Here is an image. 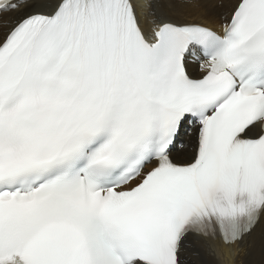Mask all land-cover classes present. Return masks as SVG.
<instances>
[{"label":"snow or ice","instance_id":"1","mask_svg":"<svg viewBox=\"0 0 264 264\" xmlns=\"http://www.w3.org/2000/svg\"><path fill=\"white\" fill-rule=\"evenodd\" d=\"M257 229L264 0H0V264H207Z\"/></svg>","mask_w":264,"mask_h":264},{"label":"bare ground","instance_id":"2","mask_svg":"<svg viewBox=\"0 0 264 264\" xmlns=\"http://www.w3.org/2000/svg\"><path fill=\"white\" fill-rule=\"evenodd\" d=\"M203 259L207 264H264V229H257L256 233L239 248L234 259H216L206 253Z\"/></svg>","mask_w":264,"mask_h":264}]
</instances>
